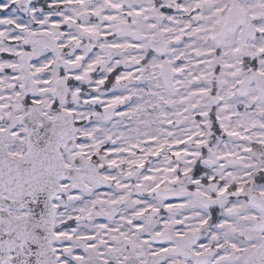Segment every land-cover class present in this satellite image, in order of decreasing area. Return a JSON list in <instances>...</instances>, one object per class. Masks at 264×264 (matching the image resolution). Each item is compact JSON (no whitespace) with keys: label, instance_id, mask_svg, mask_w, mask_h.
Instances as JSON below:
<instances>
[{"label":"snow or ice","instance_id":"1","mask_svg":"<svg viewBox=\"0 0 264 264\" xmlns=\"http://www.w3.org/2000/svg\"><path fill=\"white\" fill-rule=\"evenodd\" d=\"M0 264H264V0H0Z\"/></svg>","mask_w":264,"mask_h":264}]
</instances>
